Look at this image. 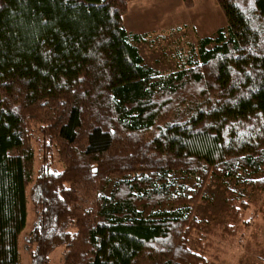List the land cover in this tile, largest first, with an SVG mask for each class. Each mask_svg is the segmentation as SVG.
<instances>
[{
	"label": "trees",
	"instance_id": "1",
	"mask_svg": "<svg viewBox=\"0 0 264 264\" xmlns=\"http://www.w3.org/2000/svg\"><path fill=\"white\" fill-rule=\"evenodd\" d=\"M129 1L0 0V264L21 243L29 264L58 246L62 264H202L189 205L209 176L264 191V0H212L225 25L168 70ZM227 202L232 223L248 210Z\"/></svg>",
	"mask_w": 264,
	"mask_h": 264
},
{
	"label": "rangeland",
	"instance_id": "2",
	"mask_svg": "<svg viewBox=\"0 0 264 264\" xmlns=\"http://www.w3.org/2000/svg\"><path fill=\"white\" fill-rule=\"evenodd\" d=\"M124 15L125 28L133 27L144 34V39L137 43L144 62L158 70L173 69L176 49H182L185 57L188 42L195 44L201 36L214 37L216 29L226 23L220 8L212 0H197L189 8L182 0H130ZM57 165L60 166L58 162ZM171 177L186 186L195 181L193 176L179 172L171 173ZM242 179V176L218 178L210 175L201 197L189 205L190 213L205 221L197 238L199 243L195 236L188 242L191 251L199 252L202 264H263L264 191L242 189ZM228 198L249 202L248 210L234 223L226 216L230 208ZM26 204V227L29 228L32 210L29 200ZM227 221L230 227L224 231L222 227ZM21 246L20 263L29 264L28 253L22 243ZM63 251V246L55 248L47 264H62Z\"/></svg>",
	"mask_w": 264,
	"mask_h": 264
},
{
	"label": "crops",
	"instance_id": "3",
	"mask_svg": "<svg viewBox=\"0 0 264 264\" xmlns=\"http://www.w3.org/2000/svg\"><path fill=\"white\" fill-rule=\"evenodd\" d=\"M125 15H124V17H123V24H125L126 25V22H125ZM124 25V26H125ZM127 26V25H126ZM127 29H129L130 31H133V32H140V31H142V30H137V29H134L133 27H130V28H128V27H126ZM145 32H147V31H145Z\"/></svg>",
	"mask_w": 264,
	"mask_h": 264
}]
</instances>
